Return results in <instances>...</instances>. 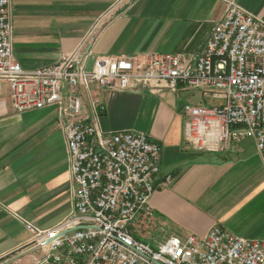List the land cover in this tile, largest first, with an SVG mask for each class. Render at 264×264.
Returning <instances> with one entry per match:
<instances>
[{
  "label": "crops",
  "instance_id": "0c3cea01",
  "mask_svg": "<svg viewBox=\"0 0 264 264\" xmlns=\"http://www.w3.org/2000/svg\"><path fill=\"white\" fill-rule=\"evenodd\" d=\"M230 2L264 22V0H12L14 56L26 71L58 64L105 16L89 67L125 55L196 53ZM192 92L200 103L212 100L194 90L99 92L106 106L101 128L142 132L161 146L162 175L172 179L150 203L155 224L168 236L204 238L219 226L264 240V151L251 138L224 153L192 151L184 137L186 109L197 99ZM72 210V174L57 109L16 113L10 85L0 81V263L36 264L43 253L30 251L34 236L27 224L53 230Z\"/></svg>",
  "mask_w": 264,
  "mask_h": 264
},
{
  "label": "built area",
  "instance_id": "2783aa9c",
  "mask_svg": "<svg viewBox=\"0 0 264 264\" xmlns=\"http://www.w3.org/2000/svg\"><path fill=\"white\" fill-rule=\"evenodd\" d=\"M105 18L58 64L26 71L13 51L12 0H0V81L9 83L16 113L57 109L72 174L66 220L47 231L26 226L34 236L30 251L43 253L36 264H264V240L219 226L204 238L171 236L157 249L135 237L139 217L141 225L155 223L151 198L172 176L163 177L161 146L147 134L102 130L106 106L99 97L111 89L194 90L214 103L186 109L192 151L224 153L247 138L264 151V22L230 2L196 53L125 55L89 67L87 50Z\"/></svg>",
  "mask_w": 264,
  "mask_h": 264
},
{
  "label": "rangeland",
  "instance_id": "374dc122",
  "mask_svg": "<svg viewBox=\"0 0 264 264\" xmlns=\"http://www.w3.org/2000/svg\"><path fill=\"white\" fill-rule=\"evenodd\" d=\"M192 97H196V101H190V104L196 106V105H212V100H208V102H203L200 103V99L198 100V93L196 92H192L190 94ZM194 95V96H193ZM152 206V204H151ZM153 207V206H152ZM153 220L158 219V215L153 212ZM141 217H139L136 221H135V225L134 228L137 230L135 237L145 243L150 244L154 249H157V246L159 243L163 242L165 239L171 237L168 236L169 233L165 230H161V227H159L158 223L155 224L154 222L150 225L148 222H145L143 225H141ZM31 247V246H30ZM33 254H36L37 256H41L42 253L40 250L36 249V250H32L31 251Z\"/></svg>",
  "mask_w": 264,
  "mask_h": 264
},
{
  "label": "water",
  "instance_id": "95a60500",
  "mask_svg": "<svg viewBox=\"0 0 264 264\" xmlns=\"http://www.w3.org/2000/svg\"><path fill=\"white\" fill-rule=\"evenodd\" d=\"M91 48H92V46H90V47L88 48L87 53L90 52ZM51 241H52V240H49L48 243L51 242Z\"/></svg>",
  "mask_w": 264,
  "mask_h": 264
}]
</instances>
